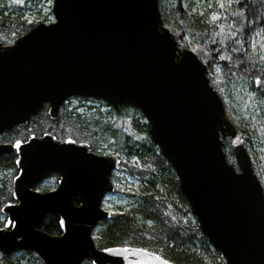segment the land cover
Returning <instances> with one entry per match:
<instances>
[{
	"label": "water",
	"instance_id": "95a60500",
	"mask_svg": "<svg viewBox=\"0 0 264 264\" xmlns=\"http://www.w3.org/2000/svg\"><path fill=\"white\" fill-rule=\"evenodd\" d=\"M51 13L53 21L35 24L12 44L0 42V133L26 122L45 102L57 118L69 96L102 99L116 110L137 108L224 264H264L261 183L243 144L232 148L237 169L227 161L222 139L235 129L206 66L162 26L158 0H53ZM13 148L17 203L1 207L2 254L31 251L43 264H175L143 248L95 246L91 232L110 218L100 204L113 191L110 176L119 159L47 133L0 144V156ZM52 171L58 186L34 191ZM49 212L59 218V234L39 229Z\"/></svg>",
	"mask_w": 264,
	"mask_h": 264
},
{
	"label": "trees",
	"instance_id": "16d2710c",
	"mask_svg": "<svg viewBox=\"0 0 264 264\" xmlns=\"http://www.w3.org/2000/svg\"><path fill=\"white\" fill-rule=\"evenodd\" d=\"M13 1L16 4L10 6L7 0H0V41L4 44L14 40L37 22L48 20L47 14L50 15V12H47L40 18L34 16L40 13L37 0ZM230 3L231 10L238 17L233 22V29L237 30V36L234 38L246 44L244 51L241 48V51L235 53V50L229 49L226 44L209 37L217 29L214 21L210 20L208 14L191 11L190 7L185 5V0H172V12L169 17L171 28L174 30L172 33L181 47L190 48L196 53L207 66L209 74L218 65L228 75L246 77L252 82L257 80L258 86H252V90L257 98H263L264 68L256 65L255 56L251 55L248 42L251 33L264 32V0H230ZM210 80L213 82L211 75ZM70 112L65 111L61 120L50 121L49 124L59 123L58 127L68 128L69 134L76 139H89L91 145L96 148L99 139L109 140L115 145L118 143V152L125 160L134 157L142 164V168L138 165L126 164L125 173L140 180L144 193L126 211L113 213L109 220L102 222L103 228L99 232L98 240L101 247L132 245L147 248L158 252L175 264H224V258L210 247L206 237L201 234L189 205L181 194L178 180L170 164L160 154L158 147L150 142L146 123L139 125L133 121L134 127L141 130L143 135L146 134L147 142L139 140L141 134L135 140L127 135H120L119 138L112 132L111 121L100 112L96 111L88 115H72ZM37 117L31 120L38 125L39 130H42L41 126L45 127L44 123H48L49 120L42 115L44 121L39 124ZM239 117L241 124L244 117L241 114ZM232 122L240 135L243 129L237 121L232 120ZM226 143V152L230 153V140H226ZM11 168L14 169L13 161L11 155L7 154L0 161L2 178L0 208L3 202L10 198ZM137 216L152 224L139 225L140 223L136 222ZM2 224L3 221H0V226ZM39 228L49 234H58L60 232L58 217L53 212L45 214ZM25 252L34 259L32 264H42L37 255ZM11 254L0 253V264H19L18 259L10 257ZM84 262L91 264L90 260Z\"/></svg>",
	"mask_w": 264,
	"mask_h": 264
},
{
	"label": "rangeland",
	"instance_id": "374dc122",
	"mask_svg": "<svg viewBox=\"0 0 264 264\" xmlns=\"http://www.w3.org/2000/svg\"><path fill=\"white\" fill-rule=\"evenodd\" d=\"M37 2L39 4L40 13L34 14V16L40 18L43 14L50 12L52 0H37ZM7 3L10 4V6L16 4L13 0H7ZM185 5L190 7L191 11L193 12L208 14L210 20L214 21L215 25L217 26L215 28L217 29H215L214 33L211 36L209 35V37L226 44L229 49L235 50V53L236 51H241V48L243 51L246 49V44H243V41L240 42L239 39L234 38L237 36V30L233 29V22L236 21L238 17L231 10L230 0H185ZM159 6L162 10V14H164L163 18L165 20V26L171 31H174L171 28L172 24L169 19L172 12V0H159ZM47 18V22L52 20L51 12L50 15L47 14ZM250 35L252 36L248 42L249 51L251 52L252 56H255L254 61L256 62V65L264 68V32L256 31ZM211 73L216 88L218 89L221 99L225 105L224 107L230 114L229 117H231L234 122L237 121L238 123L239 119L241 120V117H239L240 114L244 117L243 122L241 124L239 123L240 128L243 130L240 132L239 136H235L233 138L234 140L232 141V145L242 143L249 152L251 160L254 161L255 164L257 162V165L253 166L255 173L264 189V97L257 98L252 90V86H258V81L255 80L252 82L246 77L238 78L228 75L218 65L212 69ZM69 110L72 111L70 112L72 115H88V113L96 111L100 112L104 116H107V119L111 121L110 127L113 130L112 132L113 134L118 135L119 138H121L120 135H127L131 136L130 138L135 140L141 134L142 136L139 140L142 139V141L147 142V138L145 136L146 134L143 135L141 130L138 128L136 129L133 125V121H136L139 125L145 123L144 117L137 109L133 107H126L124 110L122 108L118 112H115L111 110L109 106L101 102H75L73 100L70 102L67 111ZM65 111L66 110L64 109L63 113ZM63 113L59 120L64 117ZM118 113L120 114L118 115ZM42 122V119H38L39 124ZM58 124L59 123H56L53 126V128L55 127L57 133L59 130H61L62 132H59L61 136H72L69 134L70 130L68 128L65 129L58 127ZM34 125L35 124L33 120H31L27 124L28 128H26L25 131L30 129H38V125ZM47 125V123H44L43 126L47 127ZM48 131H51V128ZM99 140L100 141L97 143V148L99 150L114 151L116 154H119L117 149L118 143L115 145L111 144V141L109 140ZM82 141L90 142L89 139ZM94 148L96 147L94 146ZM120 158L122 162L120 168L117 170L118 178L115 180L117 191L108 194L103 201V208L109 210L111 213L126 211L131 206V204L136 203L140 195L144 193L142 190L144 187L140 180L135 176L125 173V170H127L126 164L130 163L141 167L142 164L140 161L134 157L127 161L124 159V157H122V154H120ZM228 158L229 160L234 159L232 155H228ZM1 185L2 178L0 177V186ZM2 220H4V214H2L0 211V221ZM136 222L140 223L139 225L144 224L145 226H150L152 224L150 221H144L138 216L136 217ZM102 228L103 224H100L93 230L94 233L92 232L95 243L98 246L100 245L98 241L99 232L102 230ZM10 257L18 259L19 264H32V262H34V259L25 251L12 253ZM205 261H207V259H205Z\"/></svg>",
	"mask_w": 264,
	"mask_h": 264
},
{
	"label": "flooded vegetation",
	"instance_id": "af4514ba",
	"mask_svg": "<svg viewBox=\"0 0 264 264\" xmlns=\"http://www.w3.org/2000/svg\"><path fill=\"white\" fill-rule=\"evenodd\" d=\"M72 98H69L66 100V102L59 108V113H58V118L60 115V111H64V109L67 111L68 107H69V102ZM48 112V104L45 103L43 105V108L39 111V119H42V121H44V117H42V115L45 116V118H47L46 116H48L47 114ZM70 112V111H69ZM38 118V117H37ZM47 120H49L47 118ZM58 120V119H56ZM53 120V121H56ZM51 120L48 121V125L47 127H42L41 129L44 132H47L53 136H55L58 140L63 141L64 139L67 138V136H61L60 133L56 132L55 127L53 128L54 125L49 124ZM51 128V131H48ZM35 130V129H33ZM32 129L25 131V126L24 125H20L17 127H13L12 129L8 130V131H4L3 133L0 134V144H9L12 145L15 141H26L28 139V137L32 134L31 133ZM76 142H84L82 140H76ZM89 145V149L91 152L97 154V155H104V156H115L120 158V154H116L114 151H107V150H99L98 148H94V146L91 145L90 142H87ZM7 154L11 155L12 161H13V165L15 167V159H16V152L14 150H11L8 153H5L3 155L0 156V161H2V159L4 158V156H6ZM17 173V169L15 168V173L13 176H15ZM12 176V178H13ZM11 178V181H12ZM118 178L117 176V171L112 173V176L110 178L111 182L113 183L114 187L116 188V183L115 180ZM60 180V176L57 173H50L47 177L43 178L37 185H35V187L33 188V190L44 193L47 192L51 189H54ZM10 190V194L12 192V188H9ZM6 203H16V201L13 199L12 194L11 197L9 199H7L5 201ZM75 204H80L79 202H75Z\"/></svg>",
	"mask_w": 264,
	"mask_h": 264
},
{
	"label": "snow or ice",
	"instance_id": "6c2138e0",
	"mask_svg": "<svg viewBox=\"0 0 264 264\" xmlns=\"http://www.w3.org/2000/svg\"><path fill=\"white\" fill-rule=\"evenodd\" d=\"M19 143V142H18Z\"/></svg>",
	"mask_w": 264,
	"mask_h": 264
}]
</instances>
